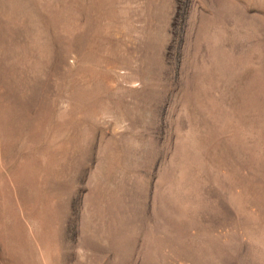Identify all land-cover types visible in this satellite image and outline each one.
Instances as JSON below:
<instances>
[{"label":"rangeland","instance_id":"1","mask_svg":"<svg viewBox=\"0 0 264 264\" xmlns=\"http://www.w3.org/2000/svg\"><path fill=\"white\" fill-rule=\"evenodd\" d=\"M0 264H264V0H0Z\"/></svg>","mask_w":264,"mask_h":264}]
</instances>
